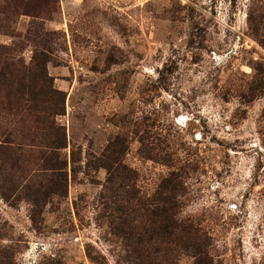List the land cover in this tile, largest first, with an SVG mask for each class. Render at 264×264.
<instances>
[{"label": "rangeland", "instance_id": "obj_1", "mask_svg": "<svg viewBox=\"0 0 264 264\" xmlns=\"http://www.w3.org/2000/svg\"><path fill=\"white\" fill-rule=\"evenodd\" d=\"M10 62L0 264H264V0H0Z\"/></svg>", "mask_w": 264, "mask_h": 264}, {"label": "trees", "instance_id": "obj_2", "mask_svg": "<svg viewBox=\"0 0 264 264\" xmlns=\"http://www.w3.org/2000/svg\"><path fill=\"white\" fill-rule=\"evenodd\" d=\"M34 78V73L30 67L28 68L23 65H16L13 62L3 65V67L0 69V86L3 89L2 93L4 94V97L7 98V100L9 98L8 102L13 103L16 105V107H33L36 103L32 91H43L42 86L35 83ZM54 92L57 93V90ZM72 158L73 154L71 153V159ZM172 179L173 178L168 180L170 184L168 189L169 194L167 192L168 195L163 200V202H161V204H157L155 207L153 206L150 210V213L154 215V217L160 219V222L162 223L160 228L161 231L163 230L164 232H168V224H172L174 229H176L178 232L181 231L190 233L189 237L195 240L193 247L198 253H200L202 248V242L200 238L203 237V234L200 233L199 229L193 227L189 222H182L174 219L176 214L175 204H173L170 200L171 192L173 191L171 182ZM201 263L202 260L199 258V261L197 260L196 264Z\"/></svg>", "mask_w": 264, "mask_h": 264}]
</instances>
